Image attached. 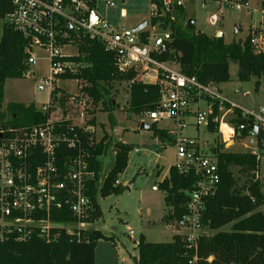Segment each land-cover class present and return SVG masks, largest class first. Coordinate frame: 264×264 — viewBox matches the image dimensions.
<instances>
[{
  "label": "built area",
  "instance_id": "obj_1",
  "mask_svg": "<svg viewBox=\"0 0 264 264\" xmlns=\"http://www.w3.org/2000/svg\"><path fill=\"white\" fill-rule=\"evenodd\" d=\"M108 8L116 6L115 0H102ZM190 0H149V16L139 31L134 27L116 26L98 10V0H11L13 9L4 22L21 33L29 42L27 63L35 65L39 58L35 50H43L50 61V73L40 78L39 90H47L49 101L43 108L48 112L52 93L61 88L60 79H74L80 64L69 59L78 54L80 39L101 43L111 52L124 71L135 72V80L156 83L159 99L156 108L148 112V119L157 122L162 118L173 121L175 128L169 130L176 146V166L184 173H194L195 187L190 192L186 213L175 221L173 227L184 236L189 248H196L203 232L202 215L206 200L213 196L221 176L216 155L206 149L194 137L183 135L189 116L195 124L208 125L215 108L218 114L212 118L219 125L223 142L228 139H249L257 143V132L251 123L264 133V107L257 110L240 108L220 89V84L201 83L195 76L185 75L174 58L162 60L157 54L171 52L173 29L181 11ZM203 5L209 0H201ZM216 11L209 21L217 25L224 6L240 10L246 7L243 0H215ZM261 22L251 33L254 50L264 52V0H261ZM122 16L126 12L122 11ZM170 47L160 52L164 44ZM73 46L77 54H65L63 48ZM29 72V71H28ZM27 72V73H28ZM77 81V79H74ZM78 83V81H77ZM78 87V84H77ZM195 99L206 100L207 109L191 110ZM241 110L246 122L235 125L234 110ZM192 113V114H191ZM81 117V118H80ZM65 125L63 115L51 112L46 122L26 126L0 123V242H29L39 238L54 243L65 235L70 241L82 243L90 239L85 232L95 229L91 220L95 206L91 197V185L98 172L91 166V151L100 140L97 126L88 123L84 116ZM228 129L226 133L224 127ZM258 130V131H259ZM242 132H246L243 137ZM64 147L71 153L64 156ZM108 174V172H107ZM107 174H99L101 184ZM116 184H122L120 179ZM123 185V184H122ZM153 189H158L153 186ZM59 212L67 219H57ZM194 257L190 263H194Z\"/></svg>",
  "mask_w": 264,
  "mask_h": 264
},
{
  "label": "trees",
  "instance_id": "obj_2",
  "mask_svg": "<svg viewBox=\"0 0 264 264\" xmlns=\"http://www.w3.org/2000/svg\"><path fill=\"white\" fill-rule=\"evenodd\" d=\"M90 2L94 5L96 0ZM12 9L11 0H0L2 19ZM182 12L177 22L171 25L172 51L157 54L158 58L176 59L185 75L195 76L203 84L230 81L231 62L238 64L240 81H249L252 76H264V52L254 50L251 33L244 39L227 43L223 35L217 37L198 30L194 18L187 19ZM28 44L21 33L3 22L0 26V123L14 126L39 124L46 122L53 112L63 115L62 122L65 125H70L81 115L88 123L96 125L97 111L111 112L116 106L114 82L132 81L135 77L133 71L119 70L115 56L106 51L101 43L80 39L78 54L69 58L80 64L79 69L73 75L63 76L77 79L76 95L55 88L48 112L39 110L33 103L13 102L4 108L6 78L23 77L30 69L27 63ZM159 90L156 83L138 80L132 82L130 110L140 113L155 109ZM76 113L79 114L76 116ZM217 114L218 110L215 108L207 125V130L212 133L219 131L217 123L212 120ZM233 115L231 121L235 125L246 122L241 110L235 109ZM149 129L163 142L167 139L174 142L167 130L156 127V122H152ZM242 135L244 137L246 132H242ZM256 137L257 152L227 150L221 140L218 146L211 149L218 159L221 180L216 193L206 200L202 221L204 226L215 232L202 234L197 240L196 248H189L183 235L174 236L169 242H150L141 234L137 245L138 256L134 257L135 264H264V210L261 209L264 193L258 178H255L261 151L264 149V133L261 129ZM109 147H113L115 154L113 165L104 181L99 184L101 157ZM133 149V144L121 140L114 142L107 133L94 147L89 148L91 166L98 172L90 192L95 206L92 221L102 215L99 196L120 194L126 189V186L115 182L126 170L129 153ZM63 152L66 156L71 150L64 147ZM233 166H238L246 179H249L244 191L237 188ZM196 181L194 173H184L176 165H171L169 177L161 181L158 187L166 192L165 201L169 209L163 217L165 222L178 221L183 217ZM55 215L57 219L69 218L59 212ZM227 225H230V229L224 230ZM85 236L90 240L82 243L72 242L65 235L54 243H47L39 238L23 243L0 242V264H96L95 249L98 241L112 237L96 228L86 231ZM194 257L196 261L190 263Z\"/></svg>",
  "mask_w": 264,
  "mask_h": 264
},
{
  "label": "rangeland",
  "instance_id": "obj_3",
  "mask_svg": "<svg viewBox=\"0 0 264 264\" xmlns=\"http://www.w3.org/2000/svg\"><path fill=\"white\" fill-rule=\"evenodd\" d=\"M115 2V7L108 8L102 0H98L99 12L113 25L134 27L139 21L148 19L149 0H115ZM260 4L261 0H248L246 7L240 10L232 6H224L217 25H212L209 21L211 14L216 11L215 0H209L204 5L201 0H190L185 7L189 16L194 18L198 30L212 36H217L214 32L220 30L224 34V40L230 43L244 39L260 26L262 20L258 11ZM123 10L126 12L125 16L121 14ZM3 22L4 19L0 17V26ZM63 52L74 55L77 54V48L67 46L63 48ZM35 54L39 60L31 66V70L25 76L6 78L4 108L13 102L33 103L43 108V105L49 101L48 91L39 90L38 84L42 76L50 73V61L43 50H35ZM230 73V81L221 83L224 94L242 109L257 110L260 106L264 107V76H252L249 81H240L238 64L235 62L230 64ZM57 84L72 93L78 89L77 81L74 79H60ZM113 92L116 95L114 109L111 112L96 113L98 137L101 139L107 133L109 136L113 135L114 142L122 140L133 144L134 149L129 153L126 170L119 175L126 189L120 194L98 198L102 215L93 226L112 238L98 241L95 262L96 264H135L134 257L138 256L137 245L141 234H144L150 242H169L174 236H182L178 229L175 230L173 227L175 221L163 220L169 209L165 201L166 192L162 188L158 191L153 190V186L159 187V183L169 177L171 165L177 164V151L173 141L167 139L163 142L152 130L140 127V121L149 124L152 121L148 119V110L140 113L130 110V80L114 82ZM201 107L208 108L206 100H202ZM78 114L76 113V116ZM187 122L188 126L184 129L183 135L194 137L210 151L212 147L219 145L221 140L219 132L208 131L206 124L197 126L193 116H189ZM156 127L168 131L173 130L175 124L167 118H162L156 122ZM242 143L243 141L227 150L246 152L256 147V144L249 139L244 143L250 149L244 148ZM114 156L113 147H109L106 154L101 157L102 177L111 169ZM232 170L237 179V188L244 191L249 179H246L238 166H233ZM255 178H258L261 191L264 193V149L261 152L259 170ZM262 202L261 209L264 210V199ZM223 229L229 230L230 225ZM203 232L209 234L215 231L203 226Z\"/></svg>",
  "mask_w": 264,
  "mask_h": 264
},
{
  "label": "crops",
  "instance_id": "obj_4",
  "mask_svg": "<svg viewBox=\"0 0 264 264\" xmlns=\"http://www.w3.org/2000/svg\"><path fill=\"white\" fill-rule=\"evenodd\" d=\"M183 14H185L186 15V17H187V19H189V18H191L190 16H189V14H188V11H187V8L185 7L184 9H183V12H182ZM144 21V20H143ZM143 21H139V22H143ZM138 22V23H139ZM137 23V24H138ZM136 24V25H137ZM136 25H134V26H136ZM219 32H221L220 30H217L216 32H214V34L216 35V34H218ZM250 33H252V32H250ZM211 35V34H210ZM222 35L224 36V34L222 33ZM78 84V83H77ZM220 86V89H221V91L223 92V89H222V87H221V84L219 85ZM224 93V92H223ZM226 95V94H225ZM227 96V95H226ZM228 97V96H227ZM201 105H202V100L200 99H195L194 101H193V103H192V105H191V110H192V112L193 111H196L197 109H202V107H201ZM192 114V113H191ZM143 121H140L139 123H140V126H141V123H142ZM218 125V124H217ZM218 129H219V125H218ZM209 131V130H208ZM168 132H169V130H168ZM219 132V131H218ZM219 134H220V132H219ZM173 138H174V136L172 135V134H170ZM112 136V138H113V135H111ZM222 136H221V134H220V138H221ZM224 139L227 141V142H223V139L221 138V141L224 143V145H225V148L226 149H230V147H234L237 143H240L241 141H243V147L244 148H246V149H250L248 146H247V144H245L244 143V141L245 140H242V139H234V140H232V139H228V136L225 134V136H224ZM122 141V140H121ZM124 142V141H123ZM254 144H256V147L254 148V149H250V151H253V152H257V151H259L258 150V148H257V143L256 142H254ZM212 147V146H211ZM262 152V151H261ZM159 189V188H158ZM158 189H153V190H155V191H158ZM99 202V201H98ZM175 229V228H174ZM176 230V229H175Z\"/></svg>",
  "mask_w": 264,
  "mask_h": 264
},
{
  "label": "water",
  "instance_id": "obj_5",
  "mask_svg": "<svg viewBox=\"0 0 264 264\" xmlns=\"http://www.w3.org/2000/svg\"><path fill=\"white\" fill-rule=\"evenodd\" d=\"M145 25H146V21L144 20L141 24H139L138 26L134 27L133 30H134V31H139V30H141ZM220 36H222V32H219V33L217 34V37H220ZM169 47H170L169 44H167V43L164 44V45L161 47L160 52H161V53L165 52ZM250 125H251V127H252L256 132H258L259 127H258L257 125H255V124H253V123H251ZM140 127H141L142 129H149L150 124H149L148 122H146V121H143V122L141 123V126H140ZM131 184H133V182H131Z\"/></svg>",
  "mask_w": 264,
  "mask_h": 264
},
{
  "label": "bare ground",
  "instance_id": "obj_6",
  "mask_svg": "<svg viewBox=\"0 0 264 264\" xmlns=\"http://www.w3.org/2000/svg\"><path fill=\"white\" fill-rule=\"evenodd\" d=\"M224 129H225L226 133H228V132H229V131H228V129L226 128V126L224 127Z\"/></svg>",
  "mask_w": 264,
  "mask_h": 264
}]
</instances>
